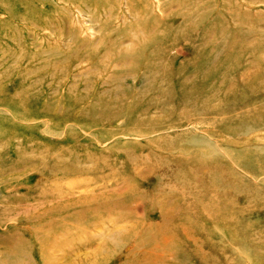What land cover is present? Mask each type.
<instances>
[{"label": "rangeland", "instance_id": "374dc122", "mask_svg": "<svg viewBox=\"0 0 264 264\" xmlns=\"http://www.w3.org/2000/svg\"><path fill=\"white\" fill-rule=\"evenodd\" d=\"M0 264H264V0H0Z\"/></svg>", "mask_w": 264, "mask_h": 264}, {"label": "bare ground", "instance_id": "6f19581e", "mask_svg": "<svg viewBox=\"0 0 264 264\" xmlns=\"http://www.w3.org/2000/svg\"><path fill=\"white\" fill-rule=\"evenodd\" d=\"M11 237V236H10ZM13 237V236H12Z\"/></svg>", "mask_w": 264, "mask_h": 264}]
</instances>
